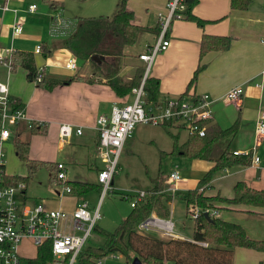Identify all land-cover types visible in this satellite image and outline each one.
<instances>
[{"label":"crops","instance_id":"obj_1","mask_svg":"<svg viewBox=\"0 0 264 264\" xmlns=\"http://www.w3.org/2000/svg\"><path fill=\"white\" fill-rule=\"evenodd\" d=\"M71 1L0 0V57L3 61L7 59L10 61L13 52L30 53L35 68H42L43 77L68 81L50 90H44L27 81L25 69L18 66L13 70L10 68V73L6 76L4 67L0 64V81L6 84L8 96L22 106L26 119L44 125L38 131H31L26 127V120L19 121L15 129L9 131L8 137L0 142V165L6 175L26 176L24 163L18 161L14 153V143L18 140L28 143L27 159L47 169L50 183L55 163L61 162L64 165L65 182L97 185L96 173L99 166L96 165L97 134L94 121L98 115L108 114L112 105L131 101L130 95L118 97L103 76L110 66L112 69L110 82L117 80L123 84L122 79L127 75L131 77L132 71L129 63L125 64L119 59L123 56L124 49L121 56L116 57L120 60L116 63L117 66L106 63L107 59L112 57L103 58L102 66L106 67L105 72L103 68H95L88 62H82V66L75 71L63 68L66 59L72 55L62 48L60 43L73 31L74 19L80 17L73 14L64 15L63 7ZM142 1L141 5H146L143 8L145 12L141 11L139 5H130L129 0L125 8L132 13V22L135 25L156 29V13L163 11L166 0ZM51 4L54 6H50ZM30 5H35L33 12L26 11ZM148 6L150 12L147 11ZM191 14L204 22L202 27L183 19L172 21L167 35L168 45L155 56L147 76L158 81V100L181 95L209 96L212 111L209 124L226 129L235 123V133L225 141V145L229 144L231 152L249 149L253 143L257 113L261 109L264 110V81H260L259 77V72L264 67V0H251L245 11H231L229 0H196L191 8ZM17 18L23 19L22 30L20 34L13 36L11 28ZM155 33L140 36L149 35L147 36L149 39H143L141 52L137 56L143 52L144 45L153 43ZM203 36L228 37L229 47L224 51H207L199 56ZM35 46H40L38 53L34 52ZM136 60L139 62V64L136 62L138 66L143 67V63L138 58ZM77 65L76 60V67ZM197 68L200 69L196 80L187 89L188 82ZM236 86H241L243 91L238 109L223 101L224 94ZM61 124L79 128L80 135L73 134L66 142L61 143L58 139V127ZM24 129L30 135L22 133ZM60 155L68 162L58 161ZM257 156L258 165H252L249 159L240 157L245 159L247 164L217 171L204 185H200V180L212 164L192 160L191 173L196 176L188 178L186 176L188 173L180 172L181 177L175 186V196L167 206L171 205L173 198L180 199L178 196L187 191H197L201 188H204L202 193L205 197L217 195L229 199L237 182H242L253 190L263 191L264 142L259 146ZM12 158L15 162L18 161L19 172L10 168ZM71 164L75 165L72 169L82 171L85 168L94 171L95 183L85 182L86 180L78 176V170L75 175L68 173L70 171L68 166ZM199 174H202L200 179ZM51 187L52 191L59 188L53 185ZM85 194H67L60 189L54 194L51 193L50 199L36 198L37 201L34 200L32 203L40 202L46 208H53L50 207L53 204L54 208L70 212L78 201L83 200L82 196ZM23 195L26 200V187ZM215 205L220 208L213 210L214 216L239 224L252 239L264 238V208L218 203ZM246 208L251 212H244ZM168 218L171 219V216ZM231 264H264V251L235 247L232 250Z\"/></svg>","mask_w":264,"mask_h":264},{"label":"trees","instance_id":"obj_2","mask_svg":"<svg viewBox=\"0 0 264 264\" xmlns=\"http://www.w3.org/2000/svg\"><path fill=\"white\" fill-rule=\"evenodd\" d=\"M72 1L82 2L85 0ZM250 1L229 0L230 10L245 11ZM195 3L196 0H183L184 10L181 13V19L193 22L197 27H202L204 22L191 14V8ZM50 6L53 7L54 5L51 4ZM74 20L73 31L61 41L60 45L77 61L88 62L95 68H100L104 57L116 58L121 56L123 49L134 46L139 36L153 33L158 28L150 29L135 25L132 22V13L125 8V0H119L114 13L109 18L76 17ZM229 43L228 37L203 36L199 46V56L207 51H224L229 47ZM17 66L26 70V79L32 82L36 75L32 54L13 52L10 56V68L13 70ZM199 69L197 68L193 72L187 89L194 84ZM143 73V67H139L134 72L130 83L121 84L116 81L109 82L107 85L118 97H124L129 95L130 90L139 84ZM67 82L66 80L46 79L42 75L41 81L35 86L50 90ZM143 92L147 102L156 103L158 101L157 79L146 76L143 81ZM11 109L20 110L22 106L15 100ZM162 128L169 129L170 125H165ZM235 130V123L226 129H219L206 123L203 137L186 135L185 141L179 146L177 145L176 134L172 135L168 132V136L172 141L171 150L179 148L178 152L189 160H201L212 164L200 180V185H204L217 171L234 165L247 164L245 159L232 155L229 144L225 145V141L233 136ZM27 150V142L15 141L14 153L16 158L24 163L26 176L6 175L0 165L2 185L26 183L31 173L38 168L36 163L27 159ZM64 186L69 188V194L75 195L85 194L97 188L100 191L98 185L80 182H64ZM232 191L233 195L229 199L220 198L217 195L205 197L203 193H197L196 190L187 191L182 196H178L185 204L186 215L189 205L198 207L199 211L197 216L191 218L193 227L190 239H181L159 238L156 235L143 234L138 230V222L151 214L163 219L169 217L167 203L171 200L170 195L163 193V191L154 194L152 188L147 191L149 195L135 199L130 212L112 231L102 230L100 232L104 237V243L101 247L81 249L76 256L75 264H94L95 258L104 257L112 252H119L128 261L137 257L142 264H162L165 262L168 264H231L232 250L235 247L264 251V238L252 239L239 224L225 221L214 215H205L203 212L205 209L208 211L219 209L220 207L215 205L216 202L222 205L264 208V190H253L242 182H237ZM243 211L251 212L247 208ZM44 248L46 247L40 249L42 254L46 252Z\"/></svg>","mask_w":264,"mask_h":264},{"label":"built area","instance_id":"obj_3","mask_svg":"<svg viewBox=\"0 0 264 264\" xmlns=\"http://www.w3.org/2000/svg\"><path fill=\"white\" fill-rule=\"evenodd\" d=\"M35 5H30L27 12H33ZM184 10L183 0H166L164 9L156 13L157 34L152 44L144 45L143 52L137 58L143 63L144 73L139 84L130 90L131 101L121 105H112L108 114L98 115L94 121L97 134L95 146L96 156L101 167L96 173V184L100 188V199L107 193L112 185V180L118 169V157L129 138L131 131L138 124L160 126L170 125L183 130L187 135L203 137L205 124L210 123L212 111L211 100L205 94L183 95L168 97L156 103L147 102L143 92V81L148 74L149 67L156 55L161 53L168 45V31L172 21L181 19ZM22 18H17L12 25L13 36L21 33ZM40 46H35L34 52L38 53ZM5 75L10 73V61H3ZM63 68L75 71L76 59L71 56L66 59ZM260 81H264V67L259 72ZM42 78V68L36 69L32 81L34 85ZM260 86V85H259ZM241 86L230 88L223 96V101L234 109H238L242 96ZM14 100L8 96L7 86L0 81V142L5 140L9 132L4 128V123L16 126L19 121L26 120L29 130L42 128L40 122L35 123L25 118L23 109L12 110ZM80 129L68 124L58 127V139L66 142L71 135H80ZM253 143L244 151H232L233 156L249 159L252 165H258L257 150L264 142V110H259L253 131ZM1 157V155H0ZM178 166L170 168L166 175L168 191L173 194L175 185L179 180ZM51 184L59 187L69 194V188L64 186V165L55 163L53 174L50 175ZM25 183L15 185H2L0 180V264H75L76 256L90 235L96 219L99 218V205L91 210L85 200H80L70 212L59 208H46L40 202L29 204L24 199ZM56 195L59 196V193ZM135 199L144 197L142 191L138 192ZM126 197V196H125ZM213 216V211H203ZM199 211L194 206H188V217L194 218ZM138 230H153L164 238H181L174 229L171 219H163L153 215L138 222ZM182 239V238H181ZM23 240H28L34 248L30 256L19 253L18 247ZM42 247L46 250L40 252ZM41 253V254H40ZM119 255H117L118 257ZM102 257L94 259V264H101ZM165 264V263H162Z\"/></svg>","mask_w":264,"mask_h":264},{"label":"rangeland","instance_id":"obj_4","mask_svg":"<svg viewBox=\"0 0 264 264\" xmlns=\"http://www.w3.org/2000/svg\"><path fill=\"white\" fill-rule=\"evenodd\" d=\"M116 2H118V0H85L82 2L71 1L68 2L69 4L64 5V15L66 16L67 14L68 16H71L73 14V16L76 15L87 18H109L114 12ZM142 2V0H129L128 3L130 5H139L141 11H143L144 6L146 5H141ZM126 3L127 0H125V6ZM147 11L150 12V7ZM153 33H155V31ZM147 36L149 35H144V37L139 36L138 41L134 46L124 48V54L121 56L123 60L121 58L119 59L125 64L129 63L132 76L130 77L127 75L125 79H122L121 82L123 84L130 83L134 72L139 68V62L136 60V56L139 52H141V46L144 42L143 39H149ZM120 60H118V58L107 59L106 63L117 66L116 63ZM80 66H82V62L78 61L77 69ZM100 68H103V71L105 72L106 67L101 65ZM103 77L106 81H111L112 69L110 66L107 68V73L106 75L104 74ZM129 100L131 99L129 98ZM14 127L15 126L7 124V122L4 123V128H6L8 132L14 130ZM35 127L36 126H34V130L31 131H38ZM168 132L172 135H177L178 146L181 145L187 137L185 131L174 127H170L165 130L160 126L142 124L136 125L131 131L128 138L129 140L118 157V169L107 193L100 199V191L97 188L90 190L82 196V199L88 203L89 209L92 210L95 205H99V218L96 219L94 228L85 240L82 249H94L103 245L104 237L100 232L102 230L112 231L118 225V223L130 212L131 206L129 203L134 197H136L135 195L138 192L142 191L146 196L148 194L147 191L153 188L154 194L163 191V193L170 195L171 198L174 197L175 193L171 194L168 191V183L166 179V175L172 166H178L180 174L179 177H181V173L184 172L188 173V175H186L188 178L196 176L194 173H191V165L193 161H190L187 157L182 156L181 153L178 152V150H180L179 148L171 150L173 146L172 141L168 136ZM22 133L30 135L26 129H24ZM57 160L68 162V160H65L62 155H60ZM10 161L13 162L10 168H12L15 172H19V160L15 162L12 158ZM96 165L99 166L98 168L101 167L99 160L96 161ZM73 167H75L74 164L68 166V171L70 170L68 173L75 175L78 169H72ZM48 174L49 173L46 168L38 166V168L35 169L26 180V201L29 204H33L32 202H34L36 198L50 199L51 193L54 194L55 191H60L59 188H55V190L52 191V184L49 182ZM94 174V171H88V169L85 168L82 171L78 170V176L86 180L85 182L88 183H95ZM201 175L202 174L198 175V179L201 178ZM155 187H157V189H154ZM203 190L204 188H201L196 192L202 193ZM216 203L219 204V202ZM50 207L54 208L53 204H51ZM194 207L198 208L196 206ZM168 210L171 220L174 223L175 231L183 239H190L193 222L192 219L185 214L184 203L177 197L173 198L171 205L168 206ZM140 231L143 234L156 235L159 238H164L153 230L144 229ZM18 251L23 255L30 256L34 253V248L28 240H23L18 247ZM117 255L119 256L117 257ZM165 263L168 264L167 262ZM101 264L131 263L119 252H112L102 257Z\"/></svg>","mask_w":264,"mask_h":264},{"label":"water","instance_id":"obj_5","mask_svg":"<svg viewBox=\"0 0 264 264\" xmlns=\"http://www.w3.org/2000/svg\"><path fill=\"white\" fill-rule=\"evenodd\" d=\"M206 215V214H205ZM131 264H142L141 261L137 257L131 258Z\"/></svg>","mask_w":264,"mask_h":264}]
</instances>
